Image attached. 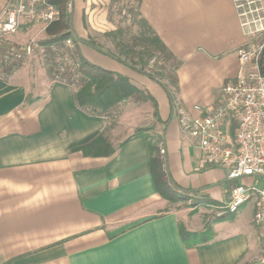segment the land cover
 Segmentation results:
<instances>
[{"label": "crops", "instance_id": "1", "mask_svg": "<svg viewBox=\"0 0 264 264\" xmlns=\"http://www.w3.org/2000/svg\"><path fill=\"white\" fill-rule=\"evenodd\" d=\"M8 1L0 0V13ZM103 1L104 8L100 0H78L79 6L72 0L77 38L87 40L113 24L107 20L110 0ZM139 13L181 62L171 99L155 81L92 48L81 44L80 52L153 97L166 172L215 214L211 239L192 248L182 243L179 216L154 186L148 138L114 144L112 119L79 111L74 90L53 83L41 63L30 61L0 79V264H264L253 223L256 199L226 212L235 185L223 170L200 164L197 144L182 133L178 115L181 109L193 117V106L215 104L223 87L246 70L237 52L247 38L233 0H141ZM37 35L18 29L12 40L23 45ZM146 105L121 104L117 124L141 128ZM96 134L112 144L110 156L69 152Z\"/></svg>", "mask_w": 264, "mask_h": 264}, {"label": "built area", "instance_id": "2", "mask_svg": "<svg viewBox=\"0 0 264 264\" xmlns=\"http://www.w3.org/2000/svg\"><path fill=\"white\" fill-rule=\"evenodd\" d=\"M50 1H8L0 13V49L6 54L4 59L26 61L35 53V46L31 45L34 40L29 45H13L9 38L17 33L21 23L46 27L57 21L58 10ZM233 3L247 38L237 52L239 64L246 70L223 87L215 104L193 106V117L181 109L178 115L182 133L197 144L200 164L223 170L226 180L235 185L226 212L235 214L251 198L256 199L253 223L259 241L264 244V75L258 67L264 51V4L262 0ZM73 47L68 39L55 58L59 74H74L79 68L78 59L70 53ZM38 51L41 55V48ZM59 81L56 77L53 83L64 84ZM160 153L163 155L164 150ZM246 180L251 184H245Z\"/></svg>", "mask_w": 264, "mask_h": 264}, {"label": "trees", "instance_id": "3", "mask_svg": "<svg viewBox=\"0 0 264 264\" xmlns=\"http://www.w3.org/2000/svg\"><path fill=\"white\" fill-rule=\"evenodd\" d=\"M50 3L58 10L57 21L46 26L44 36L36 42L41 48V55L36 49L35 55L42 60L47 74L52 82L59 78V82L74 90L73 100L79 111L92 118L116 119L121 104L129 103L136 106L150 104L154 107L157 118V104L153 97L144 89L133 85L127 77L111 73L88 63L81 55L80 45H86L99 54L124 65L131 71L155 81L172 98L173 91L177 90L176 71L181 62L168 50L160 38L141 17L139 6L141 0H110L107 7V20L110 23H119L115 31L106 34L116 54L104 50L92 39L81 40L73 33L72 13L67 12L72 0H51ZM128 22L136 26L138 32L129 36L128 29L121 27V23ZM71 39L74 47L70 51L72 57L77 58L80 66L76 73L68 71L59 74L55 67V58L64 48L65 42ZM5 52L0 49V79L5 80L13 72L18 70L25 61L4 59ZM138 66V67H137ZM258 67L264 75V51L262 52ZM167 80L162 83L161 79ZM143 132L139 130L137 133ZM141 136V135H140ZM139 137L134 136L125 142ZM159 145L148 144L151 154L150 171L157 194L168 203L191 201L193 206L199 205V199H193L194 193L181 191L169 178L166 172V163L163 155H160ZM107 149V150H106ZM70 153H82L84 156H110L114 152L112 144L103 134L92 135L80 143L69 147ZM182 243L192 248L207 242L209 235L192 233L180 229ZM202 240L197 243L198 238Z\"/></svg>", "mask_w": 264, "mask_h": 264}, {"label": "rangeland", "instance_id": "4", "mask_svg": "<svg viewBox=\"0 0 264 264\" xmlns=\"http://www.w3.org/2000/svg\"><path fill=\"white\" fill-rule=\"evenodd\" d=\"M75 1V0H74ZM101 3L97 4L100 5L101 8H104L103 0H100ZM77 6H79V2L78 0H76V4ZM69 7L67 12H71L72 13V4L69 3ZM23 22V21H22ZM119 23L117 21H114L112 25H109L106 30H103L102 28L101 31L97 34H93L91 36H89L88 38L92 39L95 43L99 44L104 50H108L110 52H112L113 54H116L115 49L113 48V46L111 45L108 37H106V34L112 31H115L118 27ZM130 25V23L125 22V23H121V27H126L128 29L127 32H129V36L135 35L138 32V28L136 26H131L128 27ZM21 27L19 28V30H22L25 33H30L31 35L33 34H38L40 29H43L44 25H40V26H36L33 27L32 25H27V24H21ZM35 28V29H34ZM15 35V34H14ZM12 35V36H14ZM42 37L44 35L41 34ZM12 36H10L11 38H9L10 42L13 43V45H18L15 44L12 40ZM37 38L40 37V35L38 34L36 36ZM34 38V42L31 45L35 46V51L36 49L38 50L39 47L37 46L36 42H37V38ZM41 38V37H40ZM32 41V40H30ZM29 41V42H30ZM257 42L260 43V41L258 40ZM28 44V42L26 43V45ZM25 45V44H23ZM29 45V44H28ZM30 61H34V62H39L42 63L41 58L38 55H35V53L30 56L25 62H30ZM138 67V66H137ZM45 68V67H44ZM162 83H168L167 80L165 79H161ZM146 110L149 111V116L153 115V118L147 117L148 114H146L145 112H147ZM143 112V118L141 119H147L144 124V126H142L141 128H137V129H133V130H125L123 127L119 126L118 120H113V124H112V130L114 131V133L112 134V142L114 144H119L125 140H128L134 136H145L146 138H148L149 142L152 143V145H158L159 141H160V134H159V129L160 126L158 124V122H156V115L154 114V107L150 104L146 105V108H144L142 110ZM152 114V115H151ZM111 128V127H110ZM139 130L143 131V132H139L137 133ZM200 204L199 205H195L193 206V202L191 201H181V202H175V203H168V209L169 211L172 212H176L179 216L180 219V226L184 231H189V232H193V233H199L202 234L204 236H208L210 234V225L212 224V222H214L215 220V214L213 212H209L207 211L208 209H206L202 203V201H199ZM208 240L211 239V235H209V237H207ZM202 240V238H198V241H196L197 243H199Z\"/></svg>", "mask_w": 264, "mask_h": 264}]
</instances>
